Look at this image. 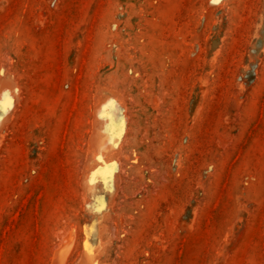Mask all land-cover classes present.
Segmentation results:
<instances>
[{"label": "rangeland", "instance_id": "374dc122", "mask_svg": "<svg viewBox=\"0 0 264 264\" xmlns=\"http://www.w3.org/2000/svg\"><path fill=\"white\" fill-rule=\"evenodd\" d=\"M87 257L264 264V0H0V264Z\"/></svg>", "mask_w": 264, "mask_h": 264}, {"label": "bare ground", "instance_id": "6f19581e", "mask_svg": "<svg viewBox=\"0 0 264 264\" xmlns=\"http://www.w3.org/2000/svg\"><path fill=\"white\" fill-rule=\"evenodd\" d=\"M105 127L101 126V129H98L96 135L94 136L92 143V148H94L97 152H100V150L105 149L108 144V140L105 138ZM92 256V255H91ZM93 257V256H92ZM88 264H90V257H87ZM94 259V258H93ZM94 263V262H93Z\"/></svg>", "mask_w": 264, "mask_h": 264}]
</instances>
